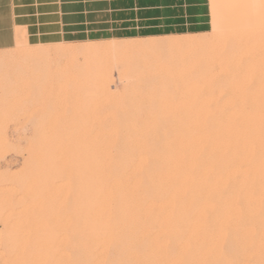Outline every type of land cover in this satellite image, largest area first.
<instances>
[{"label": "rangeland", "instance_id": "obj_1", "mask_svg": "<svg viewBox=\"0 0 264 264\" xmlns=\"http://www.w3.org/2000/svg\"><path fill=\"white\" fill-rule=\"evenodd\" d=\"M212 2L210 23L215 8L222 17L219 39L212 36L209 24L193 36L153 40L112 32L108 34L115 35L103 38L34 46L24 32L12 31L0 20V264H174L178 239L160 230L169 207L165 203L177 184L164 182L163 175L171 171L188 174L197 166L195 172L202 171L199 165L207 157L205 125L201 124L204 114L226 119L236 115L234 121L240 122L241 112L264 109L261 58L235 59L228 71L195 79L197 87L186 80L215 67L232 46L264 44V0H219L217 7ZM238 3L247 7H231ZM236 11L245 14L227 15L223 20L226 12ZM194 35L217 44L204 54L174 50L169 58L155 62L142 54H65L69 48L78 51L85 46L172 40L185 44ZM142 83L152 88L145 89ZM187 93L203 96L196 101ZM190 129L192 133L187 132ZM194 159L198 161L193 164ZM233 165L235 170L244 169L238 162ZM239 181V175L235 176L231 186ZM92 196L95 199L90 202ZM234 207H226L227 212L232 213ZM223 209L217 205L210 215L219 216ZM261 233L257 231V239ZM223 253L233 260L226 247ZM238 257V262L234 260L241 264L243 257Z\"/></svg>", "mask_w": 264, "mask_h": 264}, {"label": "bare ground", "instance_id": "obj_2", "mask_svg": "<svg viewBox=\"0 0 264 264\" xmlns=\"http://www.w3.org/2000/svg\"><path fill=\"white\" fill-rule=\"evenodd\" d=\"M212 1H213L212 3L214 4L212 6L217 7L219 0H212ZM231 7L233 9H235V8L242 9V8L247 7V5L243 4V3H238V4H233ZM212 12H213V19H212V32L211 33L215 39H217V38L219 39V32L221 29L220 23L222 22L221 21L222 17L220 19V17H219L220 14H219V12L216 11V8L214 9V11L212 10ZM222 14H223V12H222ZM244 14L245 13H243V12L238 13L237 11L236 12H226L224 14L223 20H225V17L227 15H231V16L241 15L242 16ZM263 22H264V20H263ZM201 35H205V34H201ZM197 37L195 36V39L193 38L192 40H190L189 42H187L185 44L184 43L178 44L177 42L174 43V41L172 40L173 42L172 41H169V42L168 41H159V42L153 41V42H146V43L138 44V45L137 44L136 45H125L124 44V45H112V46H103V47H100V46L99 47L98 46L97 47L96 46L95 47L94 46L89 47L88 46V48H87V46H85V48L83 47L81 50L77 49L78 51L72 50L69 48L65 52V54H67V55L78 54V56L83 55V56H87V57L88 56H94V57L97 56L98 57L99 55H112V57H113V55L116 56V55H123V54H130V55L138 54V56L140 57V55L142 54L146 58V60L151 58L152 62H155V61H159L161 59L169 58L171 56L170 53L174 50L176 51V50H180V49H185L187 51H191V52L193 51V52L204 54V53H208L209 50L212 47H215L217 44L214 42L211 43L210 41H207L204 39L206 41L205 42L202 38L197 39ZM152 39L154 40L155 38H152ZM62 52H64V51H62ZM60 55H62V54L60 53ZM67 55H65L64 57H66ZM5 57H3V60H5L4 59ZM60 57H62V56H60ZM76 57H77V55H76ZM112 57H108V58L110 59ZM240 57H242V58H256V57H258L264 61V44H252V45H248V46H235V47L232 46V48L229 50L228 54L225 55L222 59L218 60V64L215 67H208L206 69L200 70L199 72H195L191 75V77L193 79H191V77L188 76V78L186 77L187 78L186 80L188 81L189 85L197 87L198 85L194 82L195 79H197L199 77L206 76V75L211 74V73L214 74V72L218 73V74L224 73V72L228 71V69H230V66L235 62V59H239ZM118 58H119L118 60H121V58L119 56H118ZM143 58H141V59H143ZM7 59H9V58H7ZM88 59H90V58H88ZM0 60H2V59H0ZM146 60H144V61H146ZM100 61L102 62V60H100ZM100 61H98V62H100ZM109 61L111 63V59ZM114 61L116 62L115 59H114ZM114 61H112V63ZM101 62H100V65L102 64ZM93 63L94 62L92 61V64ZM94 64H96V63H94ZM123 68H124V66H123ZM164 69L165 68L163 67V70ZM89 70H90V67H89ZM165 70H167V68ZM126 71H127V69H125V72ZM128 71H129V69H128ZM131 72H132V70H131ZM135 75H133V76H135ZM90 76H91V74H90ZM158 76H163V75H158ZM145 77H146V75H145ZM149 77H151V75ZM118 78H120V77H118ZM155 78H156V76H155ZM155 78L153 77V81ZM159 78H161V77H159ZM94 79H95V77H94ZM143 79H144V77H143ZM178 79H179V83H180V78H178ZM146 80H148V79H146ZM182 80H183V78H182ZM140 81L143 82V80H140ZM137 82H139V81H137ZM146 82L147 81H145V83ZM151 82H152V80H151ZM155 83H157V81H155ZM182 83L184 84L186 82H182ZM130 84L132 85V83H130ZM147 84H149V81L147 82ZM142 85H143V83H142ZM189 85H188V88L190 87ZM143 86H146V85H143ZM180 86L182 88V84ZM134 87H135V84H134ZM134 87H132V88H134ZM149 87L150 86H148V88ZM142 88H145V87H141V89ZM148 88L146 86L145 89H148ZM150 88H152V86ZM192 88H194V87H191V89ZM132 90H134V89H132ZM82 91L85 92L86 90H82ZM146 91L148 92L149 90H146ZM136 92H138L137 89H136ZM186 92H188V91H186ZM129 93H132V91ZM192 94L193 93H191V94L187 93V97L188 96L195 97L196 101H198V99L201 97V95L203 96V94H200V93H194L193 95ZM182 95H184L183 92H182ZM82 96H84V94ZM191 97H189V99ZM185 99L187 100V98H185ZM182 100H184V99H182ZM126 101H128V100H126ZM137 102H138V100H137ZM193 102H195V101H193ZM129 103H131V102L129 101ZM115 104H117V103H115ZM110 105H113L112 102ZM130 105L128 104V106H130ZM124 107H126V106H124ZM48 108H49V106H48ZM118 108H119V106H118ZM129 108L130 109H128V110L132 109V107H129ZM108 110H109V108H108ZM128 115H131V114H128ZM202 115H203V113H202ZM234 116L236 117V115H232L228 119H226L223 117L216 118V117H213L212 115L204 114V117H201L202 119L200 118L201 124L205 125V130L203 129L205 134H204V138H203V136H202V138L204 139L203 140V144L205 145L204 149L206 150V153H207L206 162L204 160L205 163L203 165L200 163L203 161L200 160L201 158L199 159V161H200L199 163L201 164L199 166H203V168H204V166L206 165V167L204 169L202 168V171L200 170L199 172H195L196 169H198V166H197V168H195V171H194L195 173L194 172L190 173V171L188 169L189 173L186 174L184 172L185 173L184 175H183V173H182V175L179 174V172L174 173L175 171H173V172L171 171L170 173L163 175V181L164 182L169 183L170 185H173L174 183L177 184V187L174 188L173 193L170 196V200L167 203H165V205L169 204V207H168L166 216L163 219L164 220L163 227L160 230L161 233H163L164 231L165 232H171L174 234L175 238L178 239L176 242V248L178 249L179 252H178L177 256L174 259H172V261H171L174 264H210L213 261L215 262V264H238L237 263L238 259H239L238 256H240L241 258L243 257L241 264H264V109H259L257 111H254L252 114H246L244 112L243 113L241 112V114H239V119H241L240 122L234 121V120H237V119H235ZM125 117H126V114H125ZM192 118L193 117H191V119ZM150 119H151V117H150ZM186 119L187 118H185L183 120H185L187 122ZM191 119H189L188 121L190 122ZM200 119L198 122H200ZM221 119L224 120L223 123L221 122L222 121ZM143 120H145V119H143ZM245 120L247 122H244ZM123 121H125V118L123 119ZM167 121H168V119L166 118V123L169 125V122H167ZM185 121H183V122H185ZM140 124H141V122H140ZM152 124H151V126H152ZM154 124H156V123H154ZM162 125H163V123H162ZM172 125H170V126H172ZM124 126H127V124ZM159 126H158V128H159ZM186 127H188V126H186ZM129 128L130 127H128L127 129H129ZM130 129H132V128H130ZM164 129H166V128H164ZM170 130H168V131H170ZM184 130L186 131V129H184ZM117 131H118V129H117ZM133 131H134V129H133ZM192 131H196V130H192ZM182 132H183V130H181V133ZM187 132H191V129H190V131H187ZM197 132H199V131H197ZM149 133H151V132H149ZM176 134H178V133H176ZM122 136H124V134ZM130 139L128 137L127 140H130ZM186 140H188V139H186ZM200 140H202V139H200ZM191 141H192V139H191ZM185 147H186V145H185ZM152 148H153V145H152ZM130 149H131V147H130ZM146 149L147 148H145V150ZM189 150H191V149H189ZM189 150H188V152H190ZM193 152H196V151H193ZM202 152H205V151H202ZM202 152H200V153H202ZM206 153H204V154L206 155ZM190 155H191V153H190ZM194 156H195V154L193 155V157ZM198 156H199V154H198ZM195 161H196L195 159L192 160L193 164ZM237 162L239 164H241L242 167H244V169L242 171L235 170L233 168V166H234L233 164H235ZM183 163L185 164V162H183ZM190 164H191V161H190ZM195 164H197V163H195ZM192 165H190V167ZM195 166L196 165H194V167ZM186 167H187V165H186ZM237 175H239V177H240L239 184L236 186H231V183L233 182L235 176H237ZM114 184L116 185V182H114ZM228 191L234 192V194L232 196L226 197L224 194H226ZM242 192H248L249 194L243 195ZM94 199H95V197L92 196L90 202L94 201ZM220 204L223 206L224 209L221 211L219 216L210 215L214 211L215 206L220 205ZM232 205H235V207L231 211L232 213L229 214L227 212L226 207L229 208ZM92 210H93V208H92ZM211 227H217V228L215 231L213 230V232H211L210 231ZM258 230L262 231L260 239H257V231ZM224 247H226V250L230 251L231 259H233V260H230V259L225 257V255L223 253ZM237 257H238V259H237ZM234 259H237V262Z\"/></svg>", "mask_w": 264, "mask_h": 264}, {"label": "crops", "instance_id": "obj_3", "mask_svg": "<svg viewBox=\"0 0 264 264\" xmlns=\"http://www.w3.org/2000/svg\"><path fill=\"white\" fill-rule=\"evenodd\" d=\"M210 15V0H0V20L34 46L112 32L147 39L191 36L212 24Z\"/></svg>", "mask_w": 264, "mask_h": 264}]
</instances>
